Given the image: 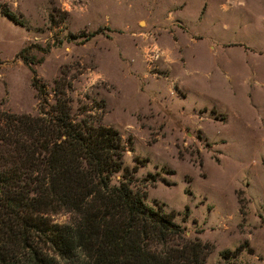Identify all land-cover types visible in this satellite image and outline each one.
<instances>
[{
	"label": "rangeland",
	"instance_id": "374dc122",
	"mask_svg": "<svg viewBox=\"0 0 264 264\" xmlns=\"http://www.w3.org/2000/svg\"><path fill=\"white\" fill-rule=\"evenodd\" d=\"M33 82L117 130L205 264H264V0H0V112L37 115Z\"/></svg>",
	"mask_w": 264,
	"mask_h": 264
},
{
	"label": "trees",
	"instance_id": "16d2710c",
	"mask_svg": "<svg viewBox=\"0 0 264 264\" xmlns=\"http://www.w3.org/2000/svg\"><path fill=\"white\" fill-rule=\"evenodd\" d=\"M33 87L37 115L0 112V264H205L211 246L131 188L117 130L72 115L60 82L52 103ZM60 212L67 222L52 220Z\"/></svg>",
	"mask_w": 264,
	"mask_h": 264
}]
</instances>
